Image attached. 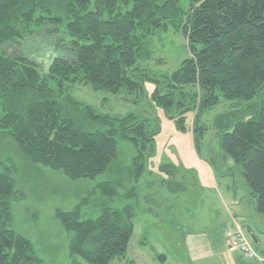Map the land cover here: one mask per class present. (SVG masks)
Listing matches in <instances>:
<instances>
[{
  "label": "trees",
  "instance_id": "obj_1",
  "mask_svg": "<svg viewBox=\"0 0 264 264\" xmlns=\"http://www.w3.org/2000/svg\"><path fill=\"white\" fill-rule=\"evenodd\" d=\"M169 27L181 33L188 54L159 76L160 86L145 65L152 60L151 38ZM41 36L65 56L27 50ZM145 79L157 83L151 105L175 117L180 129L185 113L194 111L196 145L206 130L199 121L204 111L222 101L233 103L230 110H248L238 119L221 113L216 135L223 158L240 167L256 212L264 214V97L257 114L250 113L264 87V0H189L187 10L178 0H0V143L9 141L0 147V264L43 262L33 241L10 227L18 166L6 152L14 149L36 166L86 182L110 169L120 140L133 152L129 184L120 190L119 182H102L90 193L121 205L86 217V195L68 210L56 208L54 217L69 234L71 263L125 257L155 133L134 113L98 112L69 91L85 84L114 94L139 92V98ZM156 259L165 263V255Z\"/></svg>",
  "mask_w": 264,
  "mask_h": 264
},
{
  "label": "rangeland",
  "instance_id": "obj_2",
  "mask_svg": "<svg viewBox=\"0 0 264 264\" xmlns=\"http://www.w3.org/2000/svg\"><path fill=\"white\" fill-rule=\"evenodd\" d=\"M178 3L182 10L189 7V0H178ZM42 40H45L43 36L38 41L31 40L33 42L27 50L37 57L65 56L64 50L56 48L54 43L43 44ZM150 41L152 60L146 63L145 68L149 69L153 77L159 78V85L162 86V78L159 76L169 75L187 56L186 42L181 33L172 27L166 31L155 32ZM21 48L23 51L26 47ZM10 52H15V48L11 46ZM192 86L186 89L194 91L195 87ZM156 87L155 81L145 79L144 93L139 98V92L122 91L114 94L94 90L85 84L75 85L69 91L73 98L92 106L98 112L112 116L134 113L140 119L147 120L149 130L155 133L153 153L146 166L148 170L138 184V208L132 219L133 229L125 257L114 259L109 264H156V258L161 254L165 255L164 264H194L185 259L181 237H175L173 231L169 230V215L173 214L170 202L187 206L188 209L180 210V215H193L197 218L192 226L199 231L211 233L215 223L219 224L234 214L233 218L248 239L257 249L264 251V214L256 212L254 196L241 174L240 167L229 166L223 158L215 127L221 113L228 111L227 117L236 116L238 119L244 117L248 110H230L228 108L233 103L222 101L212 109L204 111L199 121L206 130L202 137H198L196 145L193 137L194 111L185 113V129H180L175 117H170L162 108L151 105L149 96ZM263 97L264 87L252 99V115L257 114ZM231 123L226 122L224 125ZM8 142L7 138L2 139L0 147L3 145L1 148L4 149L5 145L9 146ZM6 153L12 158L11 162L18 166L16 181L19 195L13 203L10 227L33 241L42 264H75L68 257L69 234L55 219L54 210H68L86 195L90 196L83 209L86 217H95L102 207H119L121 200L92 195L90 191L102 182H108L112 186L119 182L120 190L127 187L133 156L129 144L120 140L117 158L110 169L86 182H73L59 172L36 166L14 149ZM193 176L198 186L193 185ZM172 179H182L186 190H175L178 187L173 185ZM234 199L241 201L240 204L236 205Z\"/></svg>",
  "mask_w": 264,
  "mask_h": 264
},
{
  "label": "crops",
  "instance_id": "obj_3",
  "mask_svg": "<svg viewBox=\"0 0 264 264\" xmlns=\"http://www.w3.org/2000/svg\"><path fill=\"white\" fill-rule=\"evenodd\" d=\"M225 161L229 165L228 160L225 159ZM172 180L173 185L178 187L175 190H186V187L182 185L184 182L182 179ZM192 181L194 186H198V182L194 176L192 177ZM234 202L236 205H239L241 201L234 199ZM169 206L173 209V214L169 215V230L173 231L175 237L177 235L181 237V245L184 249L185 259L188 262L190 261V263L194 264H253L240 251L232 250L227 245L224 233L229 227H232L235 220L233 218L235 217L234 214L229 216L228 219L220 221L219 224L215 223V227H213L214 229L210 233V231H199L193 228L192 225L194 222H197V218H194L193 215L189 217L180 215V210L188 209L187 206H183L177 202H170ZM187 211L190 212L189 210ZM255 249L264 253L259 248L255 247Z\"/></svg>",
  "mask_w": 264,
  "mask_h": 264
},
{
  "label": "built area",
  "instance_id": "obj_4",
  "mask_svg": "<svg viewBox=\"0 0 264 264\" xmlns=\"http://www.w3.org/2000/svg\"><path fill=\"white\" fill-rule=\"evenodd\" d=\"M224 236L230 249L240 251L253 264H264V253L255 249L238 223L233 221L232 227L225 231Z\"/></svg>",
  "mask_w": 264,
  "mask_h": 264
}]
</instances>
